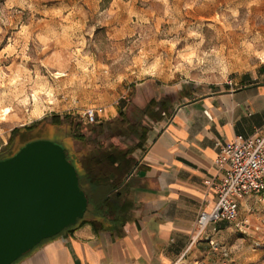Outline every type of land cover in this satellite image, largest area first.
Segmentation results:
<instances>
[{"label":"rangeland","instance_id":"rangeland-1","mask_svg":"<svg viewBox=\"0 0 264 264\" xmlns=\"http://www.w3.org/2000/svg\"><path fill=\"white\" fill-rule=\"evenodd\" d=\"M263 60L264 0H0V155L32 128L26 142L49 139L80 160L111 143L129 154L151 124L140 113L149 96H193ZM88 106L104 108L102 122H84ZM120 114L127 125L108 124ZM82 185L94 205L107 190ZM249 225L223 241L264 264V229Z\"/></svg>","mask_w":264,"mask_h":264},{"label":"crops","instance_id":"crops-1","mask_svg":"<svg viewBox=\"0 0 264 264\" xmlns=\"http://www.w3.org/2000/svg\"><path fill=\"white\" fill-rule=\"evenodd\" d=\"M140 111L151 124L131 153L102 165L107 190L93 204V218L47 238L11 264L251 263L246 244L223 238L248 230L250 220L264 229L262 192L240 198L234 226L218 222L212 242L193 235L199 211L215 204L222 176L218 143L264 129V60L193 96L151 95Z\"/></svg>","mask_w":264,"mask_h":264},{"label":"water","instance_id":"water-1","mask_svg":"<svg viewBox=\"0 0 264 264\" xmlns=\"http://www.w3.org/2000/svg\"><path fill=\"white\" fill-rule=\"evenodd\" d=\"M0 157V264H11L84 215L88 198L62 145L26 142Z\"/></svg>","mask_w":264,"mask_h":264},{"label":"built area","instance_id":"built-area-1","mask_svg":"<svg viewBox=\"0 0 264 264\" xmlns=\"http://www.w3.org/2000/svg\"><path fill=\"white\" fill-rule=\"evenodd\" d=\"M104 113L102 106H88L83 111L84 122L97 124L104 118ZM218 147L216 164L222 169V176L216 187L215 204L209 210L199 211L195 220L194 240L212 242L218 222L236 220L240 198L247 194L264 193V129L247 137L238 135L232 140L218 143ZM217 245L214 242L213 248ZM194 264L204 263L197 261Z\"/></svg>","mask_w":264,"mask_h":264},{"label":"trees","instance_id":"trees-1","mask_svg":"<svg viewBox=\"0 0 264 264\" xmlns=\"http://www.w3.org/2000/svg\"><path fill=\"white\" fill-rule=\"evenodd\" d=\"M120 115H119L120 118L114 117L111 121L108 122V124H115L116 122H118V124H122V125L126 124L127 125L129 122L126 119V117L122 114H120ZM51 121H52L53 125L58 126L61 130H64V128L62 126H60L62 120L59 118L58 115H53L51 117ZM87 125H93V124H87ZM117 127L122 128V126H117ZM32 129L27 130V132H25L23 134L24 137H22L21 141H20L21 145H19L17 148H20L22 145L25 144V142L27 141V139H25V136ZM67 129L69 131L68 134L70 136L71 143H72V139L75 138L76 133L74 134L69 126H67ZM15 131H17V130L15 129L14 132ZM78 135H80V134H78ZM12 142H13V138L11 137V138H9V141L3 146L2 149H6L9 145H11ZM16 150H18V149H16ZM65 151H66L67 158L76 167V170H77L78 176H79V185L82 189H83L82 178H86L92 186L93 185L97 186V185L106 184L105 179L107 178L108 171L106 169H104L102 167V165L103 164H115L116 161H118V159H123L126 155L125 151L118 148L115 144H112V143L109 144L107 147L103 148L101 151H98L97 154H95V155L91 154V155H89V156H87L81 160L77 158L78 155L75 154V152L70 147H69V150H67L65 148ZM13 152H16V151H13ZM96 167L98 168L97 171L95 169ZM109 171L110 172L119 171V169L117 167L116 170L111 169ZM113 188L114 187L111 186L110 191ZM85 194L88 198V203H87V208L85 209L84 215L81 218L77 219L75 224L70 225L68 227H65L61 232L67 231V230H72L75 227H77L78 225L86 222L88 219L93 218L92 214L94 213V205L91 203L89 195H87L86 192H85ZM44 240H46V239H44ZM43 241H41V242H43Z\"/></svg>","mask_w":264,"mask_h":264},{"label":"flooded vegetation","instance_id":"flooded-vegetation-1","mask_svg":"<svg viewBox=\"0 0 264 264\" xmlns=\"http://www.w3.org/2000/svg\"><path fill=\"white\" fill-rule=\"evenodd\" d=\"M16 151H17V150H16ZM13 153H15V152L12 151V152L10 153V155L13 154ZM7 156H9V154H8V155H5V157H7ZM0 157H2V155H0Z\"/></svg>","mask_w":264,"mask_h":264}]
</instances>
